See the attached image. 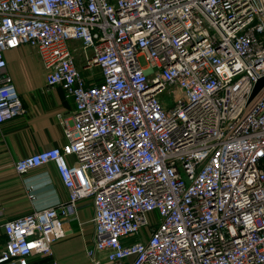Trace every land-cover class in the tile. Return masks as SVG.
<instances>
[{"label":"built area","instance_id":"obj_1","mask_svg":"<svg viewBox=\"0 0 264 264\" xmlns=\"http://www.w3.org/2000/svg\"><path fill=\"white\" fill-rule=\"evenodd\" d=\"M21 45L74 111L13 169L53 165L67 199L4 222L0 264L51 255L82 200L88 264H264V0H0V125Z\"/></svg>","mask_w":264,"mask_h":264},{"label":"crops","instance_id":"obj_2","mask_svg":"<svg viewBox=\"0 0 264 264\" xmlns=\"http://www.w3.org/2000/svg\"><path fill=\"white\" fill-rule=\"evenodd\" d=\"M4 58L24 113L0 125V251L6 241L1 230L4 222L66 201L67 193L53 165L17 175L13 164L63 145L62 123L68 124L74 111L62 87H46L44 65L36 49L21 45L6 51ZM91 216L89 201H78L75 220L66 225L67 236L52 246L51 255L32 257L29 264H88L84 251L91 239Z\"/></svg>","mask_w":264,"mask_h":264},{"label":"rangeland","instance_id":"obj_3","mask_svg":"<svg viewBox=\"0 0 264 264\" xmlns=\"http://www.w3.org/2000/svg\"><path fill=\"white\" fill-rule=\"evenodd\" d=\"M76 64L78 65V58H75ZM78 71L80 73V76L85 78L89 75L93 76V79L97 80L98 79V70L95 68H91L90 70H82L80 67H78ZM163 96H166L163 94Z\"/></svg>","mask_w":264,"mask_h":264},{"label":"water","instance_id":"obj_4","mask_svg":"<svg viewBox=\"0 0 264 264\" xmlns=\"http://www.w3.org/2000/svg\"><path fill=\"white\" fill-rule=\"evenodd\" d=\"M264 82V78L258 80L253 88L252 95L260 88L261 84Z\"/></svg>","mask_w":264,"mask_h":264}]
</instances>
